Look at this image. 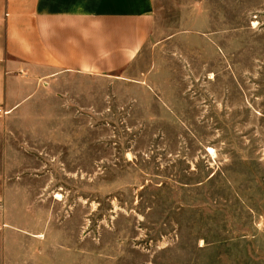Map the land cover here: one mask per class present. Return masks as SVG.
I'll use <instances>...</instances> for the list:
<instances>
[{"label": "rangeland", "instance_id": "obj_1", "mask_svg": "<svg viewBox=\"0 0 264 264\" xmlns=\"http://www.w3.org/2000/svg\"><path fill=\"white\" fill-rule=\"evenodd\" d=\"M154 8L123 76L66 77L22 122L0 264H264V0Z\"/></svg>", "mask_w": 264, "mask_h": 264}, {"label": "crops", "instance_id": "obj_2", "mask_svg": "<svg viewBox=\"0 0 264 264\" xmlns=\"http://www.w3.org/2000/svg\"><path fill=\"white\" fill-rule=\"evenodd\" d=\"M154 10V0H0V187L27 169L12 157L34 149L18 130L27 115L66 77L123 76L151 38Z\"/></svg>", "mask_w": 264, "mask_h": 264}, {"label": "built area", "instance_id": "obj_3", "mask_svg": "<svg viewBox=\"0 0 264 264\" xmlns=\"http://www.w3.org/2000/svg\"><path fill=\"white\" fill-rule=\"evenodd\" d=\"M0 114H3V115H5V114H6V112H3V111L0 109Z\"/></svg>", "mask_w": 264, "mask_h": 264}]
</instances>
